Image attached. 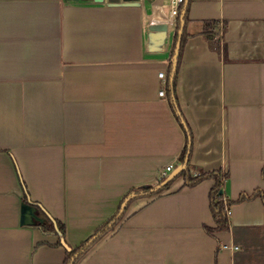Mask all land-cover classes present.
Listing matches in <instances>:
<instances>
[{
  "label": "crops",
  "instance_id": "1",
  "mask_svg": "<svg viewBox=\"0 0 264 264\" xmlns=\"http://www.w3.org/2000/svg\"><path fill=\"white\" fill-rule=\"evenodd\" d=\"M169 1L0 0V264L63 263L25 201L74 247L168 164L169 186L130 198L76 264H264V0H184L178 63L175 25L151 29ZM185 144L190 174L220 171L226 199L261 191L231 204L226 229L215 179L178 175Z\"/></svg>",
  "mask_w": 264,
  "mask_h": 264
},
{
  "label": "trees",
  "instance_id": "2",
  "mask_svg": "<svg viewBox=\"0 0 264 264\" xmlns=\"http://www.w3.org/2000/svg\"><path fill=\"white\" fill-rule=\"evenodd\" d=\"M187 12H188V5L184 4V0L179 4L178 9V15L176 17V24H175V32H174V40L172 45V51L171 55H174L176 58V62L178 63L179 58L181 56L182 47L184 44V41L186 39L187 33L185 32V23L187 20ZM216 22H208L206 23V29L208 32L213 31V27L216 26ZM214 35V34H213ZM212 35V36H213ZM211 37V35H210ZM177 75V66L172 71L171 70V81L169 82V88L171 89V93L174 92V82ZM174 96V93H173ZM172 103L173 106L175 105L173 97H172ZM188 156H189V147L187 144L184 145L182 152L179 155V159L182 162L186 161L185 167L179 172L178 175H182L184 178L185 185L191 186L199 182L200 180L204 179L205 177H213L215 179V182L210 190L209 197H210V208L213 215V219L215 221V229L222 230L226 229L228 227V216L226 215L225 209H224V203L222 200L223 194L220 192L222 189V183L225 178V175L222 174L220 171H210L208 173H202L196 176H192L188 170ZM263 176H264V168H263ZM175 178V177H174ZM167 180L168 178L162 177L159 184L157 185H144L139 188L134 189L131 191L124 199V201L130 197L131 199L135 196H138L142 193H148V194H155L157 192H160L161 190L167 188L169 184L174 179ZM261 193V191H255L252 194H241L236 200H229L226 199V202L228 204H232L233 202L240 201L243 198L255 196L256 194ZM130 201V200H129ZM125 203V206L120 213L119 216L118 213L121 209V206L119 207L118 212L109 219L106 223L101 225L89 238H87L85 241L81 242L76 247H71L66 241L68 249L65 248V256L63 259L62 264H76V261L78 258L90 247L92 246L98 238H100L107 230H109L113 225L117 223V221L122 217L123 213L125 212V209L127 207L128 202ZM24 203H30L29 201H25ZM123 203V202H122ZM32 207L35 210L36 217H34L33 221L29 222L30 224H35L38 226L42 231L45 233L51 234L55 233L59 236V241H57L56 245H62L61 240L64 239L65 235V226L64 224L57 220L52 218L50 215L46 213L45 210H43L41 207H38V205L30 203ZM37 212H40L42 214V218L37 215ZM65 240V239H64Z\"/></svg>",
  "mask_w": 264,
  "mask_h": 264
},
{
  "label": "water",
  "instance_id": "3",
  "mask_svg": "<svg viewBox=\"0 0 264 264\" xmlns=\"http://www.w3.org/2000/svg\"><path fill=\"white\" fill-rule=\"evenodd\" d=\"M95 2H103V1H106L107 3L109 4H117V3H124V4H137L140 2V0H93ZM167 24L165 22H160V23H154V24H151V29L153 31V36H158V37H162L164 38L166 36V30H167ZM182 169H179V171H181ZM173 176L169 177L167 180H170L172 179ZM222 190H220L221 192ZM130 200V197H128L123 203H122V206H121V209L118 213L117 216L120 215V213L122 212L124 206H125V203ZM22 213H23V216L24 218H28V217H36V214H35V210L34 208L32 207V205L30 203H23L22 205ZM61 243L62 245L65 247V248H69L65 242L64 239L61 240Z\"/></svg>",
  "mask_w": 264,
  "mask_h": 264
},
{
  "label": "built area",
  "instance_id": "4",
  "mask_svg": "<svg viewBox=\"0 0 264 264\" xmlns=\"http://www.w3.org/2000/svg\"><path fill=\"white\" fill-rule=\"evenodd\" d=\"M182 2V0H170L169 1V16L168 18L165 20V23L167 24V26H171V25H175L176 24V17L178 15V9H179V4ZM159 77H163L164 73L163 72H159L158 73ZM165 94V90L161 89L159 90V95H164ZM172 169V165L168 164L166 166V170L162 172V177H165L166 172L170 171ZM223 203H224V209L226 212V215L229 216L231 214V205L228 204L226 202V198L223 196L222 197ZM237 248V246H236Z\"/></svg>",
  "mask_w": 264,
  "mask_h": 264
},
{
  "label": "rangeland",
  "instance_id": "5",
  "mask_svg": "<svg viewBox=\"0 0 264 264\" xmlns=\"http://www.w3.org/2000/svg\"><path fill=\"white\" fill-rule=\"evenodd\" d=\"M79 244H80V243H79ZM79 244H78V245H79ZM78 245H76V246H78ZM76 246H74V247H76ZM90 247H91V246H90ZM90 247H89V248H90ZM86 251H87V250H86ZM86 251H85V252H86ZM85 252H84V253H85ZM84 253H83V254H84ZM83 254H82V255H83ZM82 255H81V256H82ZM81 256H80V257H81ZM80 257H79V258H80ZM79 258H78V260H79ZM78 260H77V261H78ZM77 261H76V263H77Z\"/></svg>",
  "mask_w": 264,
  "mask_h": 264
}]
</instances>
